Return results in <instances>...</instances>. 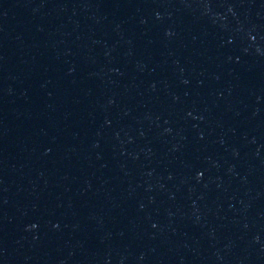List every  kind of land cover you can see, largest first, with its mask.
Listing matches in <instances>:
<instances>
[{"label":"water","instance_id":"95a60500","mask_svg":"<svg viewBox=\"0 0 264 264\" xmlns=\"http://www.w3.org/2000/svg\"><path fill=\"white\" fill-rule=\"evenodd\" d=\"M0 264H264V0H0Z\"/></svg>","mask_w":264,"mask_h":264}]
</instances>
